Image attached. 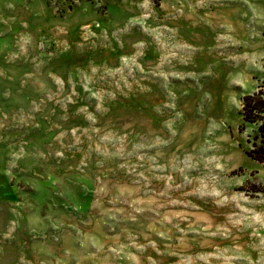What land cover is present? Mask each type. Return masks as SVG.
<instances>
[{"label": "rangeland", "instance_id": "obj_1", "mask_svg": "<svg viewBox=\"0 0 264 264\" xmlns=\"http://www.w3.org/2000/svg\"><path fill=\"white\" fill-rule=\"evenodd\" d=\"M264 0H0V264H264Z\"/></svg>", "mask_w": 264, "mask_h": 264}, {"label": "trees", "instance_id": "obj_2", "mask_svg": "<svg viewBox=\"0 0 264 264\" xmlns=\"http://www.w3.org/2000/svg\"><path fill=\"white\" fill-rule=\"evenodd\" d=\"M242 110L244 121L257 125L259 129L260 144L259 146L254 145L253 150H250L247 154L253 159L264 163V85L259 86L255 93L244 96Z\"/></svg>", "mask_w": 264, "mask_h": 264}]
</instances>
